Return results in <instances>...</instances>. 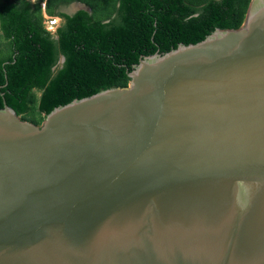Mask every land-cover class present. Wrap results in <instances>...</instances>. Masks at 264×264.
I'll use <instances>...</instances> for the list:
<instances>
[{"label":"water","instance_id":"water-1","mask_svg":"<svg viewBox=\"0 0 264 264\" xmlns=\"http://www.w3.org/2000/svg\"><path fill=\"white\" fill-rule=\"evenodd\" d=\"M126 76L38 125L3 102L0 264H264V0Z\"/></svg>","mask_w":264,"mask_h":264},{"label":"trees","instance_id":"trees-1","mask_svg":"<svg viewBox=\"0 0 264 264\" xmlns=\"http://www.w3.org/2000/svg\"><path fill=\"white\" fill-rule=\"evenodd\" d=\"M248 2L44 0L41 8L40 0H0V107L4 102L38 125L55 106L126 85V73L143 55L238 27ZM70 3L85 8L62 11ZM42 13L60 18L52 33Z\"/></svg>","mask_w":264,"mask_h":264},{"label":"rangeland","instance_id":"rangeland-1","mask_svg":"<svg viewBox=\"0 0 264 264\" xmlns=\"http://www.w3.org/2000/svg\"><path fill=\"white\" fill-rule=\"evenodd\" d=\"M31 2H35V1H37V0H30ZM43 2H44V0H40V5H41V3L43 4ZM79 8H85L82 4H80V3H70V4H68V5H66V6H64L63 8H62V11H64V12H66V13H72L73 11H75L76 9H79ZM43 25H44V23H43ZM53 32V31H52ZM2 42V40L0 39V43ZM58 63H60V58H59V60H58ZM33 92L36 94V95H38V91L37 90H33ZM20 118H22V116L21 115H18ZM25 117V116H24ZM27 117V116H26ZM33 117L35 118V119H38L39 117H40V115L36 112V111H34V113H33ZM25 120H26V118H24ZM39 124V123H38Z\"/></svg>","mask_w":264,"mask_h":264},{"label":"built area","instance_id":"built-area-1","mask_svg":"<svg viewBox=\"0 0 264 264\" xmlns=\"http://www.w3.org/2000/svg\"><path fill=\"white\" fill-rule=\"evenodd\" d=\"M41 8H43V4L41 3ZM43 16V27L45 30L49 31L50 33H52V31H54V29L58 26L59 22H60V18L57 16H47L44 13H42Z\"/></svg>","mask_w":264,"mask_h":264},{"label":"flooded vegetation","instance_id":"flooded-vegetation-1","mask_svg":"<svg viewBox=\"0 0 264 264\" xmlns=\"http://www.w3.org/2000/svg\"><path fill=\"white\" fill-rule=\"evenodd\" d=\"M61 62V61H60Z\"/></svg>","mask_w":264,"mask_h":264}]
</instances>
